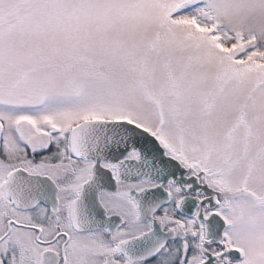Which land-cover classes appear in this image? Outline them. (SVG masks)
<instances>
[{"label": "snow or ice", "instance_id": "obj_1", "mask_svg": "<svg viewBox=\"0 0 264 264\" xmlns=\"http://www.w3.org/2000/svg\"><path fill=\"white\" fill-rule=\"evenodd\" d=\"M0 264H264V0H0Z\"/></svg>", "mask_w": 264, "mask_h": 264}]
</instances>
